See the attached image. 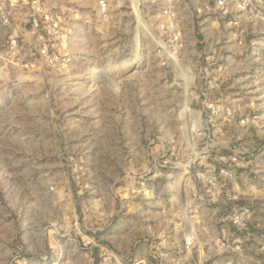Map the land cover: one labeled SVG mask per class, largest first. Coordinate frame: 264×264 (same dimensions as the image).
<instances>
[{
  "label": "rangeland",
  "instance_id": "rangeland-1",
  "mask_svg": "<svg viewBox=\"0 0 264 264\" xmlns=\"http://www.w3.org/2000/svg\"><path fill=\"white\" fill-rule=\"evenodd\" d=\"M215 1L176 5L167 63L128 0L70 16L66 72L21 70L0 38V264H264V0Z\"/></svg>",
  "mask_w": 264,
  "mask_h": 264
},
{
  "label": "built area",
  "instance_id": "built-area-1",
  "mask_svg": "<svg viewBox=\"0 0 264 264\" xmlns=\"http://www.w3.org/2000/svg\"><path fill=\"white\" fill-rule=\"evenodd\" d=\"M116 0H66L59 7L55 0H0V38L2 47L12 63L23 71H41L43 67L57 68L66 72L70 68L69 56H73V46L69 39L68 24L77 8L94 5L103 16ZM130 6L146 8L159 25L160 38H165L170 50L162 45L160 52L166 55L163 62L177 60L185 46V39L176 26V5L180 0H128ZM242 0H216V7L226 15L228 3ZM158 9V10H156ZM201 12V10H200ZM148 15V14H146ZM149 19L145 16L142 19ZM76 19V18H74ZM73 20V19H72ZM144 21V20H143ZM147 21V20H146ZM208 68L216 66L214 57L205 58ZM166 63H163L165 65ZM178 65V64H177ZM214 108L210 101L204 103ZM188 242L187 245H190Z\"/></svg>",
  "mask_w": 264,
  "mask_h": 264
},
{
  "label": "bare ground",
  "instance_id": "bare-ground-1",
  "mask_svg": "<svg viewBox=\"0 0 264 264\" xmlns=\"http://www.w3.org/2000/svg\"><path fill=\"white\" fill-rule=\"evenodd\" d=\"M136 8V7H135ZM137 9V8H136ZM138 11V10H137ZM136 13V12H135ZM137 14V13H136ZM138 18V16L136 17V19ZM135 21V20H134ZM139 32H141L142 31V28L143 29H146L147 27L144 25V24H142L143 23V21L142 20H139ZM147 32V31H146ZM137 34H138V32H137ZM136 36V35H135ZM137 43V42H136ZM139 51H140V44L139 43H137L136 44V49L132 52V53H130V57H129V59L128 60H122V61H120L119 60V62L117 63V65H116V67H118V70H120V73L122 74H124L125 72H127V71H132V68L134 67L133 66V63H135L136 62V60L138 59V56H139ZM132 63H131V62ZM131 63V64H127V63ZM129 65V66H128ZM135 65H136V63H135ZM122 74V75H123ZM189 131H191V130H189ZM182 175V174H181ZM191 231H193V227L191 228V227H189L188 228V230L186 231V234H185V237L188 235V233L189 232H191Z\"/></svg>",
  "mask_w": 264,
  "mask_h": 264
},
{
  "label": "crops",
  "instance_id": "crops-1",
  "mask_svg": "<svg viewBox=\"0 0 264 264\" xmlns=\"http://www.w3.org/2000/svg\"><path fill=\"white\" fill-rule=\"evenodd\" d=\"M76 16H78L77 14H75V17ZM75 17H73V18H75ZM99 101V99H69L68 100V104H72L73 106H76V105H78V104H89V102H93L95 105H97V102ZM96 107V106H95ZM79 108H83V106H80ZM99 111H100V109H95L93 112H90L88 115H86V116H84L83 117V115H82V117H81V120H83V121H86V120H90V119H94L95 121L97 120V119H99V118H101V113H99ZM84 114H86V113H84ZM112 128L113 127H110L109 128V130L107 131V133H105V134H111V130H112ZM100 127L98 126V128H96L95 127V133L98 135H100V134H102V131H100ZM128 163L126 162V165H127ZM131 164V163H130ZM132 165V164H131ZM126 168H128L127 166H126Z\"/></svg>",
  "mask_w": 264,
  "mask_h": 264
}]
</instances>
